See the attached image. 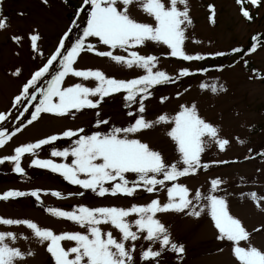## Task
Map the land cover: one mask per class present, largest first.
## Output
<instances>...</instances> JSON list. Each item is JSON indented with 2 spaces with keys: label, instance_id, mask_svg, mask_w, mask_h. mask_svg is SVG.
I'll return each mask as SVG.
<instances>
[{
  "label": "snow or ice",
  "instance_id": "snow-or-ice-1",
  "mask_svg": "<svg viewBox=\"0 0 264 264\" xmlns=\"http://www.w3.org/2000/svg\"><path fill=\"white\" fill-rule=\"evenodd\" d=\"M240 5L242 17L254 21L255 17L246 7L264 6V0H236ZM44 4L48 0H43ZM137 5L152 22H143L130 14V6ZM83 5L89 7L85 9ZM212 10V22H215V6ZM189 0H83V4L75 12L71 26L60 38L54 52L38 67L31 77L23 84L19 93L14 96L13 109H22L15 117L19 121L14 130L4 127L0 129V147L5 146L26 125L42 118V114H49L58 118L85 109H98L105 98L117 93L124 94L126 105H138V110L129 112L133 122L127 127L112 126L108 131H101L100 126L109 124L107 119H97V130L90 134L84 128H68L64 131L34 142L24 143L14 148V154L0 158V164L5 161L13 163V171L26 176V170L21 161L25 154H29L31 167L46 169L58 173L72 185L80 186L84 190H91L100 197L123 196L135 197L138 191L155 193L166 189L167 200L152 199L146 204L133 203L127 207L97 206L84 204L75 206L72 210L48 208L47 211L58 218H63L79 225L83 231H64L59 234L50 228L39 226L31 219H14L0 217V224L22 225L31 230L32 235L40 244L46 245V251L54 260V264H162V258L167 251L183 255L186 251L182 243L176 242L166 224L158 214L185 213L200 217L207 213L218 230L217 239L231 243V253L237 264H264V249L252 244V232H249L241 219L230 212L226 195H219L223 191L221 185L225 181L219 177L210 181L207 193L192 190L180 183L181 177L195 175L201 168L210 165L202 163V154L215 144L220 151H225L231 141L221 136V129L213 122L206 120L199 114L197 105H179V110L172 117L167 114L158 116L155 120L145 118L146 103L154 94L156 86L175 83L182 77H191L197 73H207L211 68L201 67L195 71L183 67L173 77L166 71L157 70L159 57L156 55H142L138 50L148 42L166 46L168 55L182 61H203L209 57H225L228 52H212L208 54H189L185 50L188 39L187 30L192 25ZM85 17L81 20V15ZM23 15V13H21ZM81 34L70 46L66 47V40L72 28H79ZM7 17L0 12V30L7 27ZM94 38L96 43H91ZM11 39L17 43L23 37L14 35ZM31 49L42 55L39 48L41 36L34 31L29 36ZM252 43L247 50L233 47L232 54L242 57L254 54L258 49L264 50V33L253 36ZM97 44L105 46L100 50ZM121 49L127 55L115 54ZM83 52H94L100 57L110 58L117 64L128 69H141L142 75L132 79H117L106 75L100 69H81L76 63ZM247 64L248 61L244 60ZM59 67L53 71L55 65ZM215 70L223 71V65L214 66ZM14 76L20 75L17 69ZM47 79L46 86L40 87L41 81ZM80 78L66 86V78ZM94 81L95 86H87L83 81ZM201 84V88H207ZM211 90L227 91L223 84L213 85ZM185 92L188 89L184 90ZM177 98L182 96L176 93ZM169 99L161 96V102ZM34 104V110L30 106ZM29 113V117H25ZM99 116V112L96 113ZM10 113L0 112V122L6 121ZM21 117H25L26 124ZM171 124L167 135L175 143L179 158L175 162L166 161L163 154L152 148L147 142L139 138L145 130L157 125ZM68 147H53L52 158L41 159L38 150L46 145H52L61 138L71 139ZM243 143V141H240ZM251 151V150H250ZM264 155V152L261 153ZM53 158H60L59 160ZM247 158V157H246ZM217 165H226L228 160H215ZM129 176L133 178L130 179ZM166 182H171L170 186ZM52 195L61 197L59 191ZM83 196L84 192L69 194ZM249 197L257 207L264 211V196L256 192L242 193ZM31 196L41 201V190L29 191L8 190L0 194V200H10ZM254 231H260L255 229ZM115 232V234H114ZM18 234L12 231H0V264H21L27 257L34 256L31 250H22L15 246ZM24 239L29 237L24 236ZM143 240L148 244L142 247L139 255L136 249ZM63 241L74 242L71 247H65ZM242 242L245 246H242ZM159 247H154L155 245ZM223 251V249H220Z\"/></svg>",
  "mask_w": 264,
  "mask_h": 264
},
{
  "label": "rangeland",
  "instance_id": "rangeland-1",
  "mask_svg": "<svg viewBox=\"0 0 264 264\" xmlns=\"http://www.w3.org/2000/svg\"><path fill=\"white\" fill-rule=\"evenodd\" d=\"M83 0H0V12L7 17V27L0 30V112L10 113L6 121L0 122V129L7 127L14 130L19 121L15 119L22 109H13L12 102L23 84L31 74L54 52L60 38L71 26L76 6H82ZM215 6V22H212V10ZM192 25L187 30L188 39L185 41V50L189 54H208L212 52H228L225 57L215 59L209 57L203 61H182L170 57L166 46L148 42L138 50L142 55H156L159 57L157 70L166 71L175 77L183 67L193 71L197 68L208 67L212 70L207 73H197L191 77H182L174 84L156 86L154 94L146 103L145 118L155 120L158 116L167 114L172 117L179 110L181 104L195 103L199 114L208 121L213 122L221 129V136L228 138L231 143L225 151H220L215 144H211L202 154V163H208L207 169L201 168L195 175L181 177L179 182L187 185L192 194L196 190L207 193L210 181L221 178L225 181L221 185L223 191L219 195H226L230 212L241 219L249 232H252V244L264 249V211L249 197L242 193L256 192L264 196V50L258 49L256 53L242 57L231 53L233 47L245 48L249 39L255 33H264V6L249 8L255 17L254 21H246L240 13V5L236 0H189ZM87 9L88 5H83ZM130 14L143 22H152L137 5L130 6ZM23 13V15H21ZM81 20L85 17L81 15ZM84 24L79 28L73 27L66 40V47L81 34ZM38 31L41 40L39 43L42 55L33 51L29 36ZM23 37L20 43L11 39L12 36ZM91 43H96L90 38ZM100 50L105 46L97 44ZM115 54L127 55L121 49ZM244 60L248 63L245 64ZM223 65V71L215 70L214 66ZM76 67L81 69H100L106 75L117 79H132L142 75L141 69H128L117 64L107 57H100L94 52H83L78 59ZM59 65L53 68L55 71ZM19 69L20 75L13 73ZM41 81L40 87L46 86L47 79ZM81 82L80 78H66V86ZM87 86H95L94 81H83ZM207 84V88H201ZM223 84L227 91L213 92V85ZM188 89V91H184ZM182 96L177 98L176 93ZM169 99L161 102L160 97ZM30 110H34V104ZM138 105H126L123 93L114 94L105 98V102L98 109H85L77 112L75 116L65 118L42 114V118L26 125L5 146L0 147V158L14 154V148L20 144L34 142L48 135L60 133L65 129L84 128L90 134L97 130L96 120L103 118L109 120L107 126L101 125V131H108L112 126L127 127L133 122L128 113L136 112ZM99 112V116L96 113ZM29 117V113H25ZM25 117H21L26 124ZM171 124H161L145 130L139 138L147 142L152 148L160 151L168 162H175L179 158L175 143L167 135ZM75 137L61 138L52 145H46L38 150L41 159L50 156L53 147L64 148L71 144ZM240 141H243L241 143ZM251 150V151H250ZM247 157V158H246ZM33 157L25 154L21 164L27 175L15 173L13 163L5 161L0 164V194L14 189L21 191L41 190V201L35 197L25 196L10 200H0V217L14 219H31L39 226L50 228L57 234L64 231H83L79 225L63 218L51 215L48 208L72 210L75 206L84 204L90 207L120 206L127 207L133 203L146 204L152 199L159 198L162 202L167 200L166 189L147 193L138 191L135 197L106 196L100 197L91 190H84L80 186L72 185L64 180L58 173L46 169L31 167ZM59 160L60 158H53ZM215 160H228L226 165L212 164ZM132 179V176H129ZM169 184L171 182H166ZM59 191L61 197L52 195ZM84 192L83 196L69 195ZM159 218L169 228L174 240L182 243L186 251L181 256L170 250L162 258V264H237L231 253V243L217 239L218 230L214 227L210 216L205 212L200 217L185 213L158 214ZM260 229V231H254ZM0 231H12L18 234L15 246L22 250H31L34 256L27 257L21 264H54V260L42 245L32 235L31 230L22 225L0 224ZM115 234V232H114ZM24 236L29 239H24ZM65 247H71L74 242L63 241ZM148 242L141 240L137 245V255ZM242 246H245L242 242ZM154 247H159L155 245ZM223 249V251H220ZM140 264H144L143 261Z\"/></svg>",
  "mask_w": 264,
  "mask_h": 264
},
{
  "label": "trees",
  "instance_id": "trees-1",
  "mask_svg": "<svg viewBox=\"0 0 264 264\" xmlns=\"http://www.w3.org/2000/svg\"><path fill=\"white\" fill-rule=\"evenodd\" d=\"M70 15H74V13L71 12ZM258 34H261V33H257V34L255 33L254 35H252V37L255 36V35H258ZM251 38L249 39V42L247 43V46H245V48H244L245 50H247L248 47H250V45L252 43V39Z\"/></svg>",
  "mask_w": 264,
  "mask_h": 264
}]
</instances>
